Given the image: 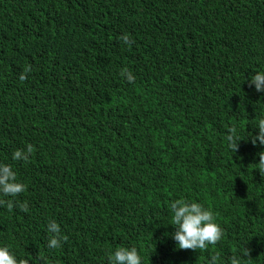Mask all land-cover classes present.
Listing matches in <instances>:
<instances>
[{
  "label": "trees",
  "instance_id": "obj_1",
  "mask_svg": "<svg viewBox=\"0 0 264 264\" xmlns=\"http://www.w3.org/2000/svg\"><path fill=\"white\" fill-rule=\"evenodd\" d=\"M257 72L264 0H0V163L27 185L0 194L14 202L0 206V246L30 264H109L120 247L143 264H264ZM28 144L30 162L14 160ZM175 199L210 208L223 239L179 249Z\"/></svg>",
  "mask_w": 264,
  "mask_h": 264
},
{
  "label": "clouds",
  "instance_id": "obj_2",
  "mask_svg": "<svg viewBox=\"0 0 264 264\" xmlns=\"http://www.w3.org/2000/svg\"><path fill=\"white\" fill-rule=\"evenodd\" d=\"M121 41L131 49L135 43L128 34L120 37ZM32 71L31 67H25L19 76L21 82L28 78V73ZM121 77L128 82H134V75L124 68L120 73ZM251 84L255 85L257 91H264V72H257L251 78ZM256 128L259 129L258 135H252V143L259 141L264 144V118L258 121ZM229 134L226 137L229 148L236 153L239 148V142L245 139L237 132L236 126L228 129ZM34 152V146L28 144L26 150L17 149L13 153V159L17 161L30 162L31 154ZM260 159L257 168L261 175H264V151L258 153ZM27 191V185L17 180V173L9 164L0 163V194L4 197H15ZM0 206H6L9 211L14 207L12 200L0 199ZM22 211L28 212L27 202L20 203ZM169 210L172 213L171 222L175 226L172 238L176 241L181 250H207L209 245L218 244L224 236V229L216 222L214 212L210 208H205L199 202L187 201L185 199H175L170 202ZM47 231L50 233L47 247L49 249H60L63 243L68 240V236L62 234L60 225L55 220H49ZM250 250L246 249L243 253L250 256ZM109 264H143V259L136 247L117 248L114 252L109 250L107 253ZM43 259V257H41ZM219 254L212 255L208 264H219ZM0 264H30L28 259H18L17 256L7 246H0ZM230 264H240V260L233 255Z\"/></svg>",
  "mask_w": 264,
  "mask_h": 264
}]
</instances>
